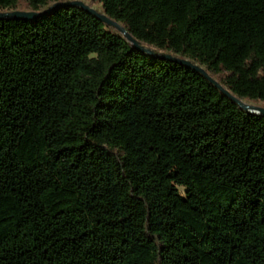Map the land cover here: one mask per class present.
<instances>
[{"label":"trees","instance_id":"trees-1","mask_svg":"<svg viewBox=\"0 0 264 264\" xmlns=\"http://www.w3.org/2000/svg\"><path fill=\"white\" fill-rule=\"evenodd\" d=\"M88 1L264 105V0ZM0 264H264V115L79 7L0 19Z\"/></svg>","mask_w":264,"mask_h":264},{"label":"water","instance_id":"water-1","mask_svg":"<svg viewBox=\"0 0 264 264\" xmlns=\"http://www.w3.org/2000/svg\"><path fill=\"white\" fill-rule=\"evenodd\" d=\"M71 7H79L81 9L87 11L91 15L99 18L103 23H105L108 26L117 30L129 43L134 44V46L137 50L144 52L145 54H148V55H150L156 59L167 60V61H170L172 63L178 64L181 66H185V67H188L190 69H193V70L199 72L211 84L216 86V88H218L226 96L231 98L243 110L248 111L250 113L264 115V107H260L257 105L246 103V102L232 96L228 90H226L222 85H220L215 79L210 77L203 67L199 66L198 64H196L193 61L188 60V59H182V58L174 56L172 54H160V53L156 52L154 49L142 47L134 38H132L126 32V30L119 23L112 21L105 14L97 12L94 8L90 7L88 4H86L83 1L76 0V1H67V2L57 3V4L53 5L52 7H50L49 9L42 11V12L16 11V12H10V13H0V19L18 18V19H25V20H35V19H39V18H41L47 14H50L57 9L71 8Z\"/></svg>","mask_w":264,"mask_h":264},{"label":"rangeland","instance_id":"rangeland-1","mask_svg":"<svg viewBox=\"0 0 264 264\" xmlns=\"http://www.w3.org/2000/svg\"><path fill=\"white\" fill-rule=\"evenodd\" d=\"M68 1H75V0H68ZM80 1L85 2V3L88 4L90 7L94 8L97 12H99V13H103L102 6H101L100 4H91V2L88 1V0H80ZM250 104H251V103H250ZM253 105H254V104H253ZM257 106L264 107V105H257ZM181 191L183 192L184 190L181 189Z\"/></svg>","mask_w":264,"mask_h":264}]
</instances>
